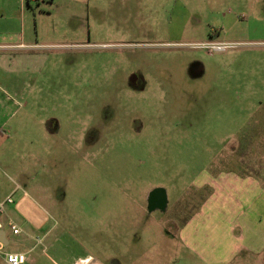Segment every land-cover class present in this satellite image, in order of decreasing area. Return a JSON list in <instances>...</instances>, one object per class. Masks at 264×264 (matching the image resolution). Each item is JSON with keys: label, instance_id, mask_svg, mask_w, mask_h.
<instances>
[{"label": "rangeland", "instance_id": "rangeland-1", "mask_svg": "<svg viewBox=\"0 0 264 264\" xmlns=\"http://www.w3.org/2000/svg\"><path fill=\"white\" fill-rule=\"evenodd\" d=\"M38 1L0 16L30 44L0 49L6 251H26L22 264H216L200 250L216 220L200 222L196 180L264 156V0ZM214 30L224 50L196 46Z\"/></svg>", "mask_w": 264, "mask_h": 264}, {"label": "crops", "instance_id": "crops-1", "mask_svg": "<svg viewBox=\"0 0 264 264\" xmlns=\"http://www.w3.org/2000/svg\"><path fill=\"white\" fill-rule=\"evenodd\" d=\"M26 1L31 3L35 0H0V16L22 9ZM52 1L54 3L56 0ZM1 21L4 20L0 18ZM20 33L21 40L14 41L19 32L0 30V49L29 46L30 44L23 40L25 36ZM240 157L242 159L243 156ZM247 157L250 162L245 168L229 170L223 167L206 170L196 180V185L204 188L205 193L199 213L200 222L204 221L202 224L205 225L211 220H216L201 236L200 250L203 255L210 256L216 264H235L238 257L248 255L239 263L244 264L246 257L264 254V156L258 158L256 153H252ZM227 220L230 221V227L225 225ZM18 225L22 229V226ZM3 230L5 231L0 226V235ZM23 234L22 229L21 233L16 235ZM4 236L9 244L6 231ZM27 237L25 233V238ZM13 252H20L24 256L26 254L23 250Z\"/></svg>", "mask_w": 264, "mask_h": 264}, {"label": "built area", "instance_id": "built-area-1", "mask_svg": "<svg viewBox=\"0 0 264 264\" xmlns=\"http://www.w3.org/2000/svg\"><path fill=\"white\" fill-rule=\"evenodd\" d=\"M229 44L227 42H208L204 43L203 46L207 49L213 51V50H224ZM13 199L12 197H8L5 201L0 202V213L5 212V205L7 203H12ZM8 227L11 229V231L14 234L21 233L22 229L21 227L12 219H8L7 221ZM6 243L4 240L0 237V253L4 255V258L8 264H22V261L24 259V255L20 252H13V251H6ZM89 262V258H81L78 261H76V264H87Z\"/></svg>", "mask_w": 264, "mask_h": 264}, {"label": "flooded vegetation", "instance_id": "flooded-vegetation-1", "mask_svg": "<svg viewBox=\"0 0 264 264\" xmlns=\"http://www.w3.org/2000/svg\"><path fill=\"white\" fill-rule=\"evenodd\" d=\"M218 33L219 32L217 30H214L213 32L210 33V40L209 41L201 42L200 44H198L196 46L206 48L203 46V44L208 43V42H216L218 40V36H219ZM218 42H220V41H218ZM208 51L212 53L215 50L211 51L208 49ZM217 51H221V50H217ZM165 203H166V196H165L164 190L161 188L158 190L154 189V192L152 195V204H155L157 206H163ZM81 258H89V262L87 264H103L102 262L98 261L92 254H88L85 256H79L76 258V261H78ZM76 261L74 264H76ZM114 263L118 264L117 262H114ZM114 263L111 262V264H114Z\"/></svg>", "mask_w": 264, "mask_h": 264}, {"label": "water", "instance_id": "water-1", "mask_svg": "<svg viewBox=\"0 0 264 264\" xmlns=\"http://www.w3.org/2000/svg\"><path fill=\"white\" fill-rule=\"evenodd\" d=\"M4 235H5V231L3 230V231L1 232L0 237L4 240V242H5L6 244H8V240L6 239V237H5ZM3 237H5V238H3Z\"/></svg>", "mask_w": 264, "mask_h": 264}]
</instances>
